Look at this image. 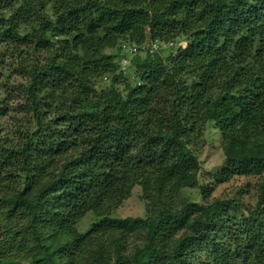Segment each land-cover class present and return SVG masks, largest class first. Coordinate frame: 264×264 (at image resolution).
<instances>
[{
  "label": "trees",
  "instance_id": "16d2710c",
  "mask_svg": "<svg viewBox=\"0 0 264 264\" xmlns=\"http://www.w3.org/2000/svg\"><path fill=\"white\" fill-rule=\"evenodd\" d=\"M180 36L187 45L167 56L148 50L132 56L141 86L123 83V94L92 85L95 75L117 72L119 64L105 52L122 37L138 47L150 39L173 42L167 47L174 49ZM17 39L32 50H0V62L14 56V71L24 79L17 103L24 125L17 137L0 138V210L9 236L0 255L12 238H26L34 241L26 254L42 251L35 262L65 264V245L90 242L74 228L88 210L109 212L134 186L151 198L150 176L153 198L165 201L162 191L208 120L224 136L221 174L264 173V0H0V45ZM121 76L116 84L125 80ZM204 204H165L144 220L105 216L97 229L132 230L141 222L145 242L129 257L114 241V259L98 249L90 264H184L200 238L211 243L213 264L231 263L237 256L219 237L233 234L228 203ZM14 217L23 223L12 225ZM244 218L264 229V176L257 207ZM41 228L55 232L52 247L41 244ZM182 228L192 232L174 248L161 244ZM235 241L264 264L255 243Z\"/></svg>",
  "mask_w": 264,
  "mask_h": 264
},
{
  "label": "rangeland",
  "instance_id": "374dc122",
  "mask_svg": "<svg viewBox=\"0 0 264 264\" xmlns=\"http://www.w3.org/2000/svg\"><path fill=\"white\" fill-rule=\"evenodd\" d=\"M55 38V37H54ZM56 39V38H55ZM61 39V38H60ZM124 41H128L127 37H122ZM149 39V37H148ZM152 40V39H150ZM149 40V41H150ZM174 49L168 48V41H162L160 48L154 50L159 52L162 56H167L172 50H176L180 44L182 46L187 45V40L184 36H180L174 39ZM173 43V42H172ZM15 45L14 55L23 51V54L29 53L32 50V44H26L18 39L13 44L0 45V50L4 48H10ZM141 56H145L147 52L144 50L139 51ZM107 55H111L115 60H121L118 58L121 52L117 49V46L113 49H108L105 52ZM154 53V52H152ZM151 53V54H152ZM119 55L118 59L115 56ZM129 59L132 58L131 54H126ZM14 56L4 55L3 60L0 62V138L17 137V128L22 129L23 114L17 109V103L21 101V93L19 92V85L23 82V77L18 71H14L16 62ZM131 68H129L130 70ZM128 70V71H129ZM118 73H102V75H95L92 79V85L98 90L110 89L111 87H117L120 91L125 90L124 84H128L131 87L141 86L142 83L136 77L134 69H131L125 77L122 83H115L119 79ZM122 77V76H121ZM22 122V123H21ZM21 123V124H20ZM24 125V124H23ZM19 126V127H18ZM202 129L201 134H197V140L195 143L188 144L191 148V156H188L186 161L183 162L181 168L171 185L166 186V193L162 191L165 201H161L162 198L155 197L154 192V179L150 176V184L152 187L149 190V196L153 198L152 204L148 203L151 198H143V192L140 187L134 186L129 194L120 204H117L109 212L105 214H97L93 210H88L80 218L75 220L74 228L82 235H89L90 242H78L72 240L70 244L65 245L68 249L65 257H62L65 264H90L94 260V252L96 250L107 251L111 256V260L114 259L113 250H115L116 244L114 241H119L122 244L121 254L129 256L133 254L134 248L142 246L145 242V235L147 229L143 226V223L139 222L132 230L127 228H104L97 229L99 224L105 216L116 219H146L148 217L156 216L159 211L163 209L165 204L169 206L182 207L184 203L194 202L199 206L204 207V203L213 201L214 199L224 200L228 203V219L231 220L233 226L232 235L227 232H223L219 235L221 240L226 241L230 245V250L237 256L228 264H258L257 260L254 261V253L245 248L241 244L237 245L235 239L251 241L250 245L256 244L257 249L264 252V229L259 227L255 222H246L244 216L246 211L254 210L257 207L259 198V183L262 181L264 173L262 175H256L253 173H233L230 176L221 174L227 167V162L224 160V136L219 125L212 120H208ZM150 170V169H148ZM205 186V191L202 192L201 186ZM162 213V212H161ZM6 215L0 210V243L7 242L9 240L8 233L6 232ZM254 219V218H253ZM11 220V219H10ZM9 220V221H10ZM255 220V219H254ZM7 221V222H9ZM12 225H18L23 223L19 217H14L11 220ZM223 228V227H222ZM219 228L218 230H222ZM48 229V228H47ZM170 230V227H167ZM41 244L52 247L55 242L53 241L52 231H46L41 228ZM192 231L182 228L170 233L165 240L161 243L167 249L175 247V243L178 238L184 233ZM220 233V232H218ZM234 235H236L234 237ZM112 239V241H111ZM207 239L200 238L197 242L195 251L187 254L183 259L184 264H213V260L210 259V255L215 253L214 249L209 246L210 242ZM13 242V243H12ZM2 244H0V247ZM34 246L33 240L23 238L17 242L16 239H11L6 245L4 251L0 256L3 257V261L0 264H47L43 259L40 262H35L34 257L40 258L42 251L34 250L27 252V246ZM64 247V248H65ZM239 248H241L239 250ZM239 250V251H237ZM37 251V252H36ZM237 251V252H236ZM73 258L71 260V256ZM238 252L240 253L239 255Z\"/></svg>",
  "mask_w": 264,
  "mask_h": 264
},
{
  "label": "built area",
  "instance_id": "2783aa9c",
  "mask_svg": "<svg viewBox=\"0 0 264 264\" xmlns=\"http://www.w3.org/2000/svg\"><path fill=\"white\" fill-rule=\"evenodd\" d=\"M161 44H162L161 41L154 39V40H150L148 42H145L142 46L138 47L133 43L122 41L117 46V49L119 50V52H121L120 55L121 54H124V55H121V56L116 55L115 56V59L121 58L120 61L115 60V62H117L119 64L118 73H121L122 75H126L128 73L129 68L131 67V59H129L126 54L135 55L141 50H144V51L148 50L150 52H153L154 50H157L158 48H160ZM170 44H172V43L169 42V45ZM116 57H118V58H116Z\"/></svg>",
  "mask_w": 264,
  "mask_h": 264
},
{
  "label": "clouds",
  "instance_id": "9594fccd",
  "mask_svg": "<svg viewBox=\"0 0 264 264\" xmlns=\"http://www.w3.org/2000/svg\"><path fill=\"white\" fill-rule=\"evenodd\" d=\"M130 68L132 69V67H130ZM131 69H130V70H131ZM130 70H129V71H130ZM129 71H128V73H129ZM116 73H118V70H117ZM118 74L122 75L121 73H118ZM126 75H127V74H126ZM126 75H125V76H126ZM122 76H124V75H122Z\"/></svg>",
  "mask_w": 264,
  "mask_h": 264
}]
</instances>
